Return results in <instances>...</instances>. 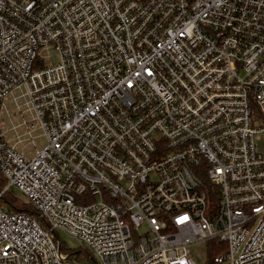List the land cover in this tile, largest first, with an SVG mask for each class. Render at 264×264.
Masks as SVG:
<instances>
[{"label":"built area","instance_id":"2783aa9c","mask_svg":"<svg viewBox=\"0 0 264 264\" xmlns=\"http://www.w3.org/2000/svg\"><path fill=\"white\" fill-rule=\"evenodd\" d=\"M261 144L264 0H0V172L37 211L0 207V264H77L58 232L100 264H264Z\"/></svg>","mask_w":264,"mask_h":264},{"label":"rangeland","instance_id":"374dc122","mask_svg":"<svg viewBox=\"0 0 264 264\" xmlns=\"http://www.w3.org/2000/svg\"><path fill=\"white\" fill-rule=\"evenodd\" d=\"M51 56L53 61L57 60V54L51 53ZM23 94L24 90H15L5 99L1 115V128L6 139L18 151L32 159L36 156L37 151L46 146L47 139L35 113L26 104L27 98H24ZM260 147L264 148V144H261ZM14 192L19 198L23 199L18 191ZM23 200L25 201V199ZM2 210L8 211V208L2 206ZM56 239L60 240L63 250H67L66 253L71 255L72 260L77 264H100L92 250L83 246L77 238L58 232L56 233ZM190 250L197 264L210 263L204 245L192 246Z\"/></svg>","mask_w":264,"mask_h":264},{"label":"trees","instance_id":"16d2710c","mask_svg":"<svg viewBox=\"0 0 264 264\" xmlns=\"http://www.w3.org/2000/svg\"><path fill=\"white\" fill-rule=\"evenodd\" d=\"M7 187V180L4 178L2 173L0 172V207L5 206L8 208L10 212H26L33 217H37V211L30 205L29 203L25 202L23 199L19 198L15 194L14 189H8L5 191ZM216 197L211 198L210 202H212L213 206L216 203ZM209 253H210V262L218 255L217 252L214 251L215 245L209 244Z\"/></svg>","mask_w":264,"mask_h":264},{"label":"crops","instance_id":"0c3cea01","mask_svg":"<svg viewBox=\"0 0 264 264\" xmlns=\"http://www.w3.org/2000/svg\"><path fill=\"white\" fill-rule=\"evenodd\" d=\"M12 145V144H11ZM14 146V145H13ZM15 147V146H14ZM17 150V149H16ZM18 151V150H17ZM20 152V151H19ZM22 153V152H21Z\"/></svg>","mask_w":264,"mask_h":264}]
</instances>
